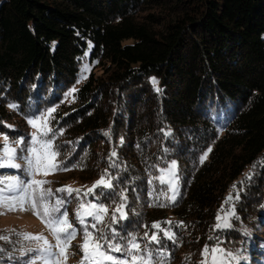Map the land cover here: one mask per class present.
Returning a JSON list of instances; mask_svg holds the SVG:
<instances>
[{
    "label": "trees",
    "instance_id": "1",
    "mask_svg": "<svg viewBox=\"0 0 264 264\" xmlns=\"http://www.w3.org/2000/svg\"><path fill=\"white\" fill-rule=\"evenodd\" d=\"M73 88L74 100L67 97ZM53 107L57 159L80 165L52 174L54 188L72 182L87 192L107 170L115 193L128 198V220L111 225L122 236L151 235L153 223L170 221L179 244L164 241L171 264L189 257L200 264L204 246L218 242L243 257L239 264H264V0H0V149L7 136L21 164L0 169V177L29 180L28 120ZM173 160L180 197L170 205L155 199L167 187L156 178ZM237 192L239 219L215 231ZM54 197L69 201L62 211L77 238L68 255L80 264L79 201ZM81 199L108 206L109 216L120 202L119 195ZM0 235L9 238L0 239V264L36 256L28 252L35 242L19 230Z\"/></svg>",
    "mask_w": 264,
    "mask_h": 264
},
{
    "label": "snow or ice",
    "instance_id": "2",
    "mask_svg": "<svg viewBox=\"0 0 264 264\" xmlns=\"http://www.w3.org/2000/svg\"><path fill=\"white\" fill-rule=\"evenodd\" d=\"M90 70V67L86 65L84 72L87 73ZM82 79H87V76L84 75ZM152 82L154 85L158 83L154 78ZM156 90L160 91L159 88ZM76 91V88L71 89L67 97H73ZM9 107L15 109L17 106L9 105ZM55 112L56 108L53 107L39 118L28 120L29 125L34 129L30 145L26 149L27 155L24 157L25 171L30 179L25 181L16 176L0 177V215L31 211L41 220L55 240V244H52L43 235L25 233L23 237L25 240L37 242L35 249H28V252H36V256L29 261V264H67L72 241L77 238V230L69 221L68 212L66 210L62 211L69 201L54 197L52 189L45 187L50 182L46 179L36 178L37 176L47 177L57 172L71 171L76 167H80V165L63 166L64 162L57 159L60 152L51 138L56 133L50 127V121L55 119L53 116ZM104 134L110 137V131ZM60 135H63V132H60ZM164 135L167 137L171 133L165 132ZM4 140L5 144L0 149V169H20L21 164L16 162L17 148L8 143L7 136L4 137ZM22 142V140H19L15 143L18 145ZM121 143H123L122 139ZM211 151L212 148L209 147L200 157L201 164L205 162ZM116 156L117 153L113 151L110 154V159ZM115 166L113 163L112 167ZM165 176L167 179H165ZM113 179L115 177L106 170L105 174L87 192L81 193L80 189H73L70 186L56 189V192L66 193L67 197L79 201L75 214L83 228L82 243L79 245L82 252L80 264H171V253L164 241H169L177 247L179 244L176 233L172 231L170 221L164 222L169 225L167 228L161 227L160 222L153 223L151 228L156 231L152 232L151 235L148 231H145L143 237H138L137 234L122 236L120 232L111 227V225L128 220V198L124 192L115 193ZM156 179L159 180L161 185H167V187L162 189L155 199L159 201L160 197L163 196L168 204L175 205L180 197L177 162L173 160L168 168L161 170V175ZM151 182L149 181V183ZM90 194L96 200L106 195H119L120 202L109 216L108 206L102 203H86L81 199L82 196L86 197ZM149 195L151 196L153 193H149ZM239 199V192L236 193L235 197L229 195L226 203L233 206L227 211L223 207L221 208L220 212H223V215L217 214L216 224L214 225L215 231L232 229V221L239 219L234 206V201H239ZM149 206L157 205L150 204ZM158 206L165 207L167 205L159 203ZM86 218H91L92 223H87ZM106 218L110 220V223H105ZM98 225H104L108 228L109 234H106L102 228H98ZM182 226V224L177 225V227ZM143 227L147 229L148 225H143ZM89 228L98 232L99 235L94 234V231H90ZM160 233H163V235L161 236ZM0 239L7 241L9 238L0 235ZM209 239H212V237H209ZM0 251H3V249H0ZM201 256L200 264H239L240 260L243 259L239 254L226 251L220 247L219 242L213 247L205 245ZM187 259L190 264V257Z\"/></svg>",
    "mask_w": 264,
    "mask_h": 264
},
{
    "label": "rangeland",
    "instance_id": "3",
    "mask_svg": "<svg viewBox=\"0 0 264 264\" xmlns=\"http://www.w3.org/2000/svg\"><path fill=\"white\" fill-rule=\"evenodd\" d=\"M33 131L34 129L32 128L31 134L33 133ZM170 164L166 168H168ZM166 168H163V169H166ZM161 170H160V175H161ZM36 178L46 179L49 182L53 180L52 174L48 175L47 177L41 175V176H37ZM165 179H167L166 176H165ZM26 181H28V179ZM55 186H56V182L55 183L50 182L47 185H45V187L51 188L53 193H57L56 192L57 188H54ZM62 186L63 187L70 186V187H77V188L80 187L79 184H75L72 182H66ZM15 229L19 230L23 235L25 233L33 234V235H36V234L43 235L45 238L49 240L50 243L55 244V240L53 239V236L51 235L49 230L45 227V225L42 222H40V219H38L31 211L7 213L5 215H0V231H8V230H15ZM34 242L37 247V242L36 241ZM68 256H69V259L67 260V264H71L70 256L72 255L70 254ZM74 263L75 261L73 260V264Z\"/></svg>",
    "mask_w": 264,
    "mask_h": 264
}]
</instances>
